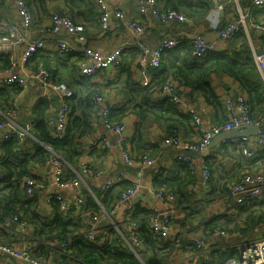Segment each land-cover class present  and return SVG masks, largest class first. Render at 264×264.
I'll use <instances>...</instances> for the list:
<instances>
[{"label":"crops","instance_id":"0c3cea01","mask_svg":"<svg viewBox=\"0 0 264 264\" xmlns=\"http://www.w3.org/2000/svg\"><path fill=\"white\" fill-rule=\"evenodd\" d=\"M25 1L32 12V22L26 30L20 26V20L12 0H0V34L5 30L2 23L9 22L18 27L19 32L24 36V41L14 50L13 57L15 61L14 71L27 80V86L24 88L17 84V86H13L14 84H3L2 79L6 78L8 74L1 71L11 65V61L7 57V67L0 69V88L19 87L20 89L11 99V102L15 103V107L10 102L9 108H5V110H2L3 112L0 111V115L14 111L16 123L21 127H25L26 125L29 127L19 144L20 147H23L28 138H34L30 131L32 123L29 121L31 108L39 99H44L50 107L48 122L52 130L51 122L57 113L60 98L58 93L51 87L56 82L51 79L52 74L50 75V72L45 67L43 68L49 72L48 81L43 83L39 78L31 76L32 72H35L31 69H33V65L37 59H46L50 67L49 70L58 69L60 78L64 81L63 83L77 94L82 92L88 85H96L101 91L103 90L105 93L103 100L88 109L90 127L79 138V146H81V150L83 151L80 153L77 167L71 168L69 164H66L64 168V172L68 168L73 169L72 171L76 174V177L80 178V189L84 192V196L85 192H87L95 197L97 192H100L98 189L100 184L113 177L117 181L113 183L114 185L112 184L108 187L107 192L100 193L101 196L108 194L111 189L122 182L138 184L137 191L128 200L119 201V193L116 199L109 203L107 210L110 211V215L109 218H105L107 224L104 225L101 223L102 220L100 221V239L107 236L106 233L109 235V231L105 228L111 226L124 240L123 243H125L129 232L130 213L138 207L149 210L151 214L154 211L164 213L168 210L169 205L154 195L155 190H167L155 186V183L156 181H160L159 178L173 175L180 165L187 162L193 168L190 171L193 176H191V181L185 187V192H183L184 199L178 193L172 192L175 195L174 208L176 210V218L172 224L171 233L168 238L176 239L178 237L179 244L175 246L173 243H170L169 264L199 263V252L191 246H186V240L191 242L190 239L193 240L196 236L201 237L205 243L211 246L212 250L217 251L218 249L229 250L236 248L243 242L264 235V219L255 226L249 236L247 232L240 233L237 231L232 233L216 230L211 235H207L204 232V222L211 219L214 215L234 214L237 216L236 204L231 201L228 187L243 172H259L264 169V145L253 156H248L238 150L237 144L240 143V145L249 150L252 147V143L255 142L252 135L235 138L237 142L232 141V138L217 140L218 136L215 135L207 149L200 151L199 157L188 155L190 161L183 162L177 158L179 150L165 145L163 138L170 133H176L183 140L190 142L197 141L200 138V134L190 114L179 109L185 115L187 114L188 117L178 119L175 116L174 119H167V122L162 119L148 118L141 128L142 137L147 144L144 149H137L132 139L136 132L138 118L132 113L131 108L128 107V112L125 113L122 121L125 124L123 135L126 138L127 148L134 161V165L127 166L117 146L118 136L113 132L105 130L103 126L102 109L104 107L115 109L123 106L129 99L131 100L132 88L129 90L124 87L127 77L133 82L145 85L157 81L158 77L163 79V75L166 74L167 76L171 72V69L162 74L159 73L160 76H158L155 73V69L158 70L157 68H141L138 62L139 47L128 45L123 49L122 60L119 65L101 70L97 74L88 77L80 73L77 60L75 72H68L65 62L70 61L71 63L75 60L76 55L74 54L81 51L80 47L88 46L106 53L119 44L125 46L128 42L133 41L134 35L126 29L122 20L114 16L110 18L108 29L103 31L100 28L99 10L95 0L92 1L94 4L93 14H85L84 10H87V7L83 4H72L69 7V0ZM105 1L110 11L121 10L125 15V20H137L144 25L145 30L141 38L143 43L149 48L156 46L165 37H173L179 41V44L191 46L192 40L195 37L202 36L209 41L215 42L213 51H230L236 46L239 49L249 51L253 60L254 53L264 51V31L259 32L253 28L254 24L264 26V7L253 5L251 0H157L158 6L161 8L175 9L177 7L175 10L180 11L187 17V20L184 22L175 21L168 24H161L151 17L141 15L134 0ZM89 6L91 7L92 5L90 4ZM53 15L71 16L74 19L73 21L84 26L85 41H79L75 37L71 38L72 45L77 51L73 50L60 55L55 51V47L59 40L65 36L61 34L50 35L41 33V28L49 24L50 18ZM240 16L246 18L245 27L241 28L234 39L229 41L220 40L218 38V31L228 22L237 20ZM33 40H42L44 47L37 50L34 53L35 56L22 65L19 61L20 53L26 43ZM57 56L61 60L57 61L55 59ZM254 63L257 66L255 61ZM260 74L264 81L263 73L260 72ZM209 81L215 95L220 101V105L210 103L201 92L193 91L188 87L179 86L175 83L178 96L196 111L206 127L220 124L227 118L224 99L227 97L234 99L237 95H243L247 98L238 81L227 74L213 72L210 75ZM151 97L153 100L164 98L157 88L153 90ZM168 124H172V126L169 127ZM101 137H107L110 145L105 146L100 142L99 139ZM142 155L152 158L154 165L143 164L140 161ZM203 166H206L210 170V177L206 184L202 181ZM155 168L158 169V172H154ZM50 170L51 168L48 166L36 170L38 177L33 179H35L37 187L34 189L36 191L32 193V196L36 197L41 206L49 213L51 212V208L49 203H46V197L49 194L61 193L66 198H72L77 192L76 187L58 189L53 181ZM120 172L123 175H120ZM9 214L4 216L3 219L0 218V221L2 220L1 223L7 221ZM70 215L76 218H85L86 222L90 218L89 213L85 211L83 206L73 210ZM137 218L141 220L143 217L138 216ZM11 228L13 229V233L8 234L3 227H0V244L10 245L14 251L20 253L24 249L25 244L31 243L34 248L31 254L34 257L40 260H47L50 264H57L62 259L64 250L58 241L50 240L44 249H39V243L31 237L33 232L31 226L27 224L26 228L23 229L15 224H11ZM183 250H191L190 257L185 256ZM140 253L144 257L149 256V250H147L144 244L141 247ZM63 262L67 264L65 260ZM0 263L29 264L19 259V257L3 254L2 252H0Z\"/></svg>","mask_w":264,"mask_h":264},{"label":"trees","instance_id":"16d2710c","mask_svg":"<svg viewBox=\"0 0 264 264\" xmlns=\"http://www.w3.org/2000/svg\"><path fill=\"white\" fill-rule=\"evenodd\" d=\"M92 1L69 0L68 5L70 7L72 4H83L87 7V10H84L85 14H93L94 4ZM74 55H76L75 60L71 63L70 61L65 62L66 70L71 73L76 70V61L82 58L81 52ZM34 56L33 54L31 58ZM55 59L57 61L61 60L59 56ZM7 62V56L0 55V69L6 68ZM39 67H45L50 75L52 74L51 79L55 82H64L60 78L58 69L49 70L50 67L46 59H37L31 70L36 71ZM154 68L158 69H155L158 76H160L159 73L167 72L168 69H171V72L167 76L164 74L163 79L158 77L157 81L145 85L133 82L127 77L124 87L129 90L132 88L131 100L129 99L121 107L108 109V118L116 123L123 121L125 113L128 112V107L137 116L136 132L132 139L137 149H144L147 144L142 137L141 128L148 118L162 119L167 122V119H174L175 116L178 119L188 117L187 114L185 115L170 103L165 96L158 100L152 99L151 93L156 88L159 90L166 78L174 80V83L179 86L182 85L193 91L201 92L210 103L220 105L209 78L213 72L227 74L238 81L246 94L251 116L258 117L264 112L263 77L257 69L251 53L247 50L235 46L230 51H211L201 57H194L191 55L190 45L179 44L165 51L162 54L160 65ZM13 86L17 85L14 84ZM19 89V87L0 88V111L9 108L13 95ZM96 95L105 97L103 90L101 91L96 85H88L78 94L72 91V94L67 98L70 104V112L61 136H56L50 128L48 102L39 99L31 108L29 115V121L32 123L30 131L34 138H28L23 147L19 146L21 142L17 141L14 136L1 142L0 218L3 219L11 212L18 213L19 218L25 219L28 226L33 228L31 237L39 243V249H44L50 240L61 243L64 250L62 259L67 264H169L170 243L175 246L178 245L179 241L177 239L179 238L158 240L149 230L148 222L151 212L147 209L138 207L130 213V220L138 221L142 243L149 250V256L144 257L140 253L141 250H138L140 254L136 256L123 243L124 240L111 226L105 228L109 231V235L106 233L107 236L99 238L97 241H88L85 237L88 220L86 222L85 218H76L70 215L71 212L64 213L60 210L58 202L54 200L49 202L51 208L49 213L41 206L36 197L32 195L27 197L22 192V182L25 178H37L36 170L46 167L47 160L55 154L59 155L71 168L77 167L80 153L83 151L79 146V138L90 127L88 109L93 106L92 98ZM11 104L13 105L12 102ZM172 122L174 121L172 120ZM168 126L171 127L172 124H168ZM72 170L69 168L65 170V178L76 177ZM192 170V167L184 163L179 166V169L173 175L159 178L160 181H156L155 186L165 189L167 192L178 193L184 199L183 192H185V187L191 181L193 175L190 171ZM130 185L128 182H122L104 196L100 194L104 192H97L95 197L85 192L81 207L83 206L90 216L100 209L110 212L107 210L109 203L113 202L117 195ZM235 208L237 209V216L234 214L214 215L204 222V232L211 235L216 230L232 233L237 231L240 233L247 232L248 236L251 235L255 226L264 219V198L255 199L246 204H236ZM138 216L143 218L139 220ZM190 240L191 242L186 240V246H191L197 250L192 239ZM63 243H66V245H63ZM235 255H237L236 248L218 249L217 251L213 249L211 250V256L214 260L211 264H223L227 258ZM140 258H142V261Z\"/></svg>","mask_w":264,"mask_h":264},{"label":"built area","instance_id":"2783aa9c","mask_svg":"<svg viewBox=\"0 0 264 264\" xmlns=\"http://www.w3.org/2000/svg\"><path fill=\"white\" fill-rule=\"evenodd\" d=\"M99 10V22L100 28L105 31L109 27V21L111 16L122 20L126 29L134 35V40L128 42L125 46L119 44L115 46L109 52H101L100 50L92 47L83 46L80 51L82 58L78 60L79 71L83 76H93L99 71L108 69L112 66L118 65L121 60L123 49L128 45H136L139 47L140 54L138 62L141 68H154L158 67L162 60V54L169 49L179 45L173 37L163 38L156 46L147 47L141 38L144 33L145 27L137 20H125V15L121 10L110 11L105 0H95ZM137 4L138 12L141 15L151 17L161 24H168L171 22H184L187 17L172 8L163 9L158 6L157 0H134ZM16 13L20 20V26L26 30L30 27L32 22V12L29 5L25 0H12ZM253 5L264 7V0H251ZM5 27L3 33L0 34V55H6L11 61V65L2 73H7L8 76L2 79L4 85L17 84L21 87L27 86V80L25 77L17 74L14 71V50L18 45L24 41V36L19 32L18 27L7 22L2 23ZM246 24V18L240 16L237 20L228 22L218 31V38L222 41H229L237 35V33L244 28ZM253 28L259 32L264 31V26L261 24H254ZM41 33L58 35L61 34L62 39L59 40L55 51L58 54H65L76 50L71 44L70 39L75 37L79 41H85V28L82 24L76 23L71 17L53 15L50 18L48 25L41 28ZM42 40H33L26 43L22 49L19 61L22 65L26 64L33 54L43 48ZM215 47L214 41H209L205 37L197 36L191 43V55L194 57H201L204 54L213 51ZM254 61L257 64L258 69L264 75V51L254 53ZM34 78H39L43 83L48 81L49 72L41 67L31 74ZM60 98V104L57 109L56 116L51 122L52 132L56 136H61L64 132V127L70 112V104L67 98L72 94V91L63 82H56L51 85ZM160 92L165 96L170 103L176 106L178 109H182L188 112L196 126L200 138L195 142H190L181 139L176 133H170L163 138V143L167 146H171L179 150L177 158L183 162L190 161V157L185 154V151L195 150L203 151L207 149L212 138L221 132L229 131L232 129H238L247 125H256L258 133L256 135V141L252 143V147L247 148L237 144L238 150L248 156H253L264 145V112L258 117H252L250 114L249 105L247 104L246 97L243 95H237L234 99L227 97L224 99L226 107L227 118L220 124L206 127L201 117L196 111L191 108L186 102L181 100L176 91V85L170 78H166L159 88ZM103 100L101 95H96L92 98V105H96ZM15 107V103H13ZM108 108L102 109L103 126L105 130L115 133L117 137V146L120 149L124 162L127 166H133L134 161L127 148L126 138L123 135L125 131V124L123 122H113L108 118ZM15 112L10 111L7 114H2L0 118V142L8 140L11 137H15L17 141L21 142L23 137L27 133L29 127L19 126L15 121ZM105 146H109L110 142L107 137H101L99 139ZM232 141L237 142L235 138ZM140 161L143 164L149 166L154 165L152 158L142 155ZM188 163V162H187ZM65 161L59 155H53L47 160V166L51 168L53 181L58 189H64L67 187H76L77 192L72 198H66L61 193L49 194L46 197V203L51 200L58 202V206L64 213L72 212L75 209L81 207L84 202V192L80 189V178H65L64 168ZM154 172H158L155 168ZM120 175H123L120 172ZM202 181L206 184L210 177V170L206 166L202 169ZM117 179L115 177L109 178L100 184L98 187L100 192L107 190ZM37 187V183L33 177H27L23 182V192L25 195H32L34 189ZM138 189V184L134 183L125 188L119 195V201H125L131 198ZM228 194L234 199L235 204H246L255 199L260 200L264 198V169L259 172H243L237 180L231 182L228 187ZM155 197L169 205L168 210L164 213L154 211L149 218L148 227L150 232L156 236L158 240L169 239L171 233L172 224L176 218V210L174 208L175 195L172 192L163 191L161 189L155 190ZM110 212L100 209L98 212L91 214L87 223L85 237L88 241H97L101 237L100 221L105 218H109ZM11 224H15L20 228L25 229L27 221L20 219L17 213H10L7 217V221L0 224L4 230L11 234L13 229ZM199 252L200 261L198 264H211L214 259L211 256V246L204 242V240L196 236L192 240ZM125 244L134 252L136 256H139V251L143 245L141 236L139 233V226L135 220L129 222L128 237L125 239ZM66 245V243H63ZM33 246L31 243L25 244L24 249L19 253L14 251L13 247L6 244H0V252L3 254H9L11 256L19 257V259L29 264H50L47 260L38 259L31 254ZM237 255L227 258L223 264H264V235L254 238L250 241L241 243L236 247ZM191 250H183L185 256L190 257ZM3 264V263H0ZM57 264H64L63 260H59Z\"/></svg>","mask_w":264,"mask_h":264},{"label":"water","instance_id":"95a60500","mask_svg":"<svg viewBox=\"0 0 264 264\" xmlns=\"http://www.w3.org/2000/svg\"><path fill=\"white\" fill-rule=\"evenodd\" d=\"M70 42L72 44V39H70ZM80 50H82V47H80ZM102 123H103V120H102ZM257 133H258V128L256 125H247L244 127H240L238 129H232L229 131L221 132L217 135L218 136L217 140H221V139L225 140V139H229V138H238V137H245V136L247 137V136L252 135L253 140L256 141ZM185 153L189 156H192V157H199L201 152L195 151V150H188ZM35 191L36 190H34V192ZM231 201L235 203L233 198H231ZM101 223L104 225L107 224L105 219H102Z\"/></svg>","mask_w":264,"mask_h":264},{"label":"rangeland","instance_id":"374dc122","mask_svg":"<svg viewBox=\"0 0 264 264\" xmlns=\"http://www.w3.org/2000/svg\"><path fill=\"white\" fill-rule=\"evenodd\" d=\"M257 208H259V206H257ZM140 260L142 261V258H140Z\"/></svg>","mask_w":264,"mask_h":264}]
</instances>
